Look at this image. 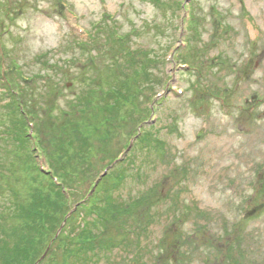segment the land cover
I'll use <instances>...</instances> for the list:
<instances>
[{"label":"rangeland","instance_id":"374dc122","mask_svg":"<svg viewBox=\"0 0 264 264\" xmlns=\"http://www.w3.org/2000/svg\"><path fill=\"white\" fill-rule=\"evenodd\" d=\"M102 32L127 40L115 44ZM137 62L149 64L152 81L131 73ZM0 65V235L9 229L3 240L12 244L21 237L10 233L21 224L20 202L29 218L45 203L55 228L58 196L39 171L40 146L89 195L88 180L147 120V139L93 192L118 213L93 222L88 248L75 227L89 205L64 232L45 231L38 217L21 224L34 226L29 257L2 251L0 264H264V0H0ZM128 73L125 90L151 88L123 100L120 121L103 123L97 106L111 101L94 89L120 85ZM13 92L37 116L38 134L27 130L36 154L5 133L22 130V116L4 106ZM58 135L86 154L63 150Z\"/></svg>","mask_w":264,"mask_h":264},{"label":"trees","instance_id":"16d2710c","mask_svg":"<svg viewBox=\"0 0 264 264\" xmlns=\"http://www.w3.org/2000/svg\"><path fill=\"white\" fill-rule=\"evenodd\" d=\"M177 4H179L178 1H177ZM179 6H180V4H179ZM102 34H103L104 38H108L110 35L107 32H105V33L102 32ZM124 36H125V34H113V36L111 35L109 38H114V43L118 44V43L125 42L126 38H124ZM107 41H108V39H107ZM105 45H106V43H105ZM187 48H188V44H187ZM96 50H97V48H96ZM135 52L136 51L130 49L129 51H125V54L128 56V59H129V57H131V55H133V56L135 55ZM180 54H181V52H180ZM142 55L144 56L145 59L149 58L148 53L146 51ZM179 57H181V56H179ZM181 60H182V58H181ZM149 62L151 63V62H153V60L149 58ZM136 64H137V68H134L135 70L132 71L131 73L132 74L135 73L136 75H139V73H140L142 75H139V76H143V78L145 77V79H147V80H149L148 78H151L150 81H152L153 75H152L151 71L149 70V67H148L149 64H144L142 62H137ZM121 69H122L121 66L116 67L117 71H120ZM122 72H123V70L120 71V73H122ZM122 75H123V73H122ZM166 77H168V75H165V77H163L162 85L166 84V82H167ZM121 78H122V76L118 79L120 81H123V83L120 85H119V82L114 81L115 82L113 84L114 87H112V88H110V87L107 88L105 85L102 84L98 88L94 89L95 91L98 92V94L103 95L102 98L106 99V101H109V100L111 101V102H107V104H105L102 107H101V105L97 106L98 111H101V115L105 116V118H103V120H102L103 123L108 124L109 122L111 123L114 120L120 121L122 119V118H120V116H123V113H121V110H122L121 106H124L123 100H126L129 102L131 98L136 99L138 97V95H140V93H142L141 89H147L149 91L151 88V86H148L151 84H148L147 86L144 85L143 88L137 87L135 90H132V91H129V89L125 90L123 88V85L126 83H128V84L132 83V76L130 73H128L127 75H125L123 80H121ZM4 106H5V108L9 109L10 115L14 114L16 116V114L19 113L22 116L21 119H23V124H21L22 130L15 131L11 127V125H9L8 126L9 129H6L5 133L9 134L10 137L13 138L14 141L20 142L21 144H24V141H27L32 154H36V150H37L36 144H35V142H33L34 141L33 138L31 136H28L29 134H32V135L34 133L38 134V132H39V129L38 128L36 129V127H37V116H36V114L32 113L29 110V108L26 107V102H20L17 94L14 92L11 93V95H10V101L7 102ZM148 109H149L148 111L150 112L151 109L150 108H148ZM71 112L72 111L65 112V114L62 113V114H60V116L62 115L61 116V118H62L63 114L65 116L71 115ZM142 116H143V112H141V117L139 116L138 119L140 120V118H142ZM118 118H120V119H118ZM145 122H147V120L141 119L139 122V126H141ZM145 128H147L146 125H144L142 127V129L140 130V134L137 133L136 137L137 136L138 137L134 140L133 145H132L133 146L132 149L134 148L135 144L138 143L140 146L143 143L144 139H147V136H145V133H146ZM73 129H74V127H73ZM27 130H28L29 134H27ZM106 130H108V132H110L109 129H106ZM77 133H78V135H83V137H84V130L83 129H78ZM61 135L60 136L58 135L57 139L59 142L62 143L63 150H67V151H71V152H73V151L84 152V154H86V151H84V149H81L80 151H78V149H76V147L72 143H70L69 141L67 144V148H65V146H64L65 143L62 142L63 137H61ZM64 136H67L66 132H64ZM84 138L87 139L86 137H84ZM133 138H130V139H133ZM159 140H160L159 138H157V139L154 138L155 142L156 141L158 142ZM86 147H88L92 151L91 139H89V141L87 140ZM37 154H38L37 155L38 158L44 160L45 166H46V168L44 166H42V167L38 166L39 171L41 170V172L44 173V175H46L49 178V180H50L49 185H50L51 191L56 193L58 196L59 211L57 214V220L55 223V228H54V230H52L53 225L50 222L47 223V219L50 220V217L47 215V213L43 212V208L46 206L45 203H41V207L37 206L35 208V210L33 211V214H35V215L30 213L32 216L29 218V214H23L24 208H26V206L22 202H20V204L18 205L19 210L22 211L20 223L21 224H23V223L29 224L30 219L32 220V222H34L35 217H38V219L41 223L40 228L45 229V231H47V232L52 231V233L56 234L58 232V229L62 226L63 222L65 221L67 215L70 212H72V214L67 218L66 224L64 225V230L62 231V232H64L66 230V228L73 222V220L75 218L74 217L75 214L77 212H79V210H81L82 208L89 205L90 209H91L90 210V214H91L90 217L88 215L85 218V220L84 219L82 221L80 220L81 224H79L77 226V228L75 227V230H77L79 235L81 236V238L79 239V242L81 244H83L82 246H80V249L84 250V249L88 248L89 245L95 241L94 240L95 237L93 235L94 234V228L92 226L93 222L96 223L95 221H98V220L99 221L106 220L107 217H106L105 211L110 213V214L114 213L115 211H116V213H118L117 208L115 209L114 207H112L110 201L109 202L106 201L105 202L106 204L103 203V200L100 197H98L100 190L96 191L89 198H88V195L83 194L80 189L74 190V188H73L74 177L71 175L70 171L64 169V167H61L59 165L55 166V162H57V160L55 158L53 159V157H52V162L53 161L54 162L51 163L50 157L46 153V150L44 149V147L40 146L37 150ZM124 161H128V160L126 158H124L121 162L117 163L115 165V167H113L108 172L107 175H111L112 173H115V170ZM50 165H51V167H49ZM137 167H138V165L133 162L132 168L136 169ZM57 175L62 176L63 179L61 180L59 178V176H57ZM122 176H120L119 182L121 180H123L124 177H122ZM95 181H97L96 178L88 180V182H91L94 184H95ZM67 185H68L70 191H68ZM13 193L15 194V192H13ZM16 194H19V193H16ZM71 194H74L73 196L76 197V200L71 199V196H72ZM118 210H119V208H118ZM122 210H124V206L122 208H120V212ZM21 224L20 225L18 224L16 226L12 227L11 232H10V233H13L16 235L19 234L21 236V237H17V238L15 236V238L18 240L19 243L12 244V243L8 242L7 240H3L5 235L9 236V229H6V228L3 229V227H2V229H3V233H1L2 237L0 235V253L2 251H4L6 253L7 252L11 253L10 255L13 257L19 256V258H16L15 260H21V257H29L28 247L29 246L31 247V244L28 241H26V240H28V238L26 236L30 233V230L33 229L34 226L33 225L21 226ZM25 249H27V251ZM33 250H34V252H33L34 256L33 257L37 258L38 252L35 249H33ZM84 255L85 256L82 255V258L85 259V261L83 263H86V261L89 259V255H86V254H84ZM76 256H78V254H76ZM9 259H12V258H9ZM9 259H7V258L5 259L7 261V262H5V264H7V263L9 264Z\"/></svg>","mask_w":264,"mask_h":264},{"label":"water","instance_id":"95a60500","mask_svg":"<svg viewBox=\"0 0 264 264\" xmlns=\"http://www.w3.org/2000/svg\"><path fill=\"white\" fill-rule=\"evenodd\" d=\"M183 7H185V6L183 5ZM146 124H147V122H146ZM139 134H140V133H139ZM137 137H138V136H137ZM137 137H136V138H137ZM136 138H135V139H136ZM135 139H133V140L131 141L129 147L125 150V152L122 154V156H121L119 159H117L113 164H111L110 166H108V167L103 171V173L100 175V177H99V178L97 179V181L95 182V185H94L93 189L91 190V192L89 193L88 198H89L91 195H93V192L95 191L96 187H97L98 184H99V180H100L103 176L107 175L108 172H109L113 167H115V165H116L117 163L121 162V161L125 158V156H126V152H128V151L131 149V147H132L133 142H134ZM74 210H75V209H74ZM71 214H72V213H70V214L68 215V217H69ZM68 217H66V219H65V221L63 222L61 228L66 224V221H67V218H68ZM58 232L60 233V231H58ZM48 250H49V249H48ZM48 250L45 252V254H44L43 257L40 259V261L43 260V259L46 257V255H47V253H48Z\"/></svg>","mask_w":264,"mask_h":264}]
</instances>
